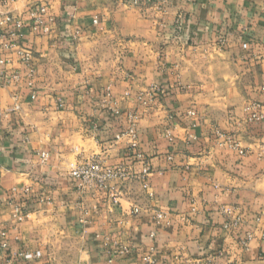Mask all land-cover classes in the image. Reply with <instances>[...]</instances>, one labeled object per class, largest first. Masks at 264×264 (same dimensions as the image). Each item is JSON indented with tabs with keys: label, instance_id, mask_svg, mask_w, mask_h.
I'll return each instance as SVG.
<instances>
[{
	"label": "crops",
	"instance_id": "crops-1",
	"mask_svg": "<svg viewBox=\"0 0 264 264\" xmlns=\"http://www.w3.org/2000/svg\"><path fill=\"white\" fill-rule=\"evenodd\" d=\"M38 3L47 31L28 25ZM0 12L24 20L36 71L30 87L6 53L0 264H56L70 249L60 232L78 239V264H264V119L245 111L264 112V0H14ZM131 123L134 149L115 140ZM92 157L146 163L148 190L112 182V208L69 175ZM26 251L41 257L15 256Z\"/></svg>",
	"mask_w": 264,
	"mask_h": 264
},
{
	"label": "built area",
	"instance_id": "built-area-1",
	"mask_svg": "<svg viewBox=\"0 0 264 264\" xmlns=\"http://www.w3.org/2000/svg\"><path fill=\"white\" fill-rule=\"evenodd\" d=\"M14 0H1L0 4L2 6L13 2ZM47 15V6L38 3L30 7L28 11L29 23L28 25L35 32L47 31L48 28L45 26ZM50 20V19H49ZM93 23H98V19L94 18ZM25 27V22L19 16H14L10 12H0V76L5 72V66L8 62L6 56L7 52H14L15 55L21 60L25 65L27 70V83L28 86L33 87V80L35 76V67L33 64V53L30 48L22 43L23 31ZM223 43V40H220ZM246 44L243 47L246 48ZM20 80L19 74H13L8 81L18 82ZM264 91V85L262 86ZM34 97V94H32ZM61 106V103H59ZM258 104H249L245 107L246 118L250 122H256L264 119V112L261 111ZM2 112L0 110V117ZM126 138L127 144L131 149L137 147V131L134 123H131L129 127L120 132L115 136V140L121 138ZM50 153L48 151L42 150L38 153L39 162L44 164L48 161ZM138 160H142L140 154H135ZM76 182L77 186L80 188H85L86 186H92L99 190H105L108 194L110 204L112 208H119V191L116 185H112V182L122 183V182H139L143 190H148V177L150 175V168L146 163L143 164L141 169L136 172L126 164H105L103 161L97 158H89L78 164H76L69 173ZM152 195L149 193V196ZM141 211V207L138 204H133L130 212L133 214H138ZM18 218L22 216L21 212L16 209ZM164 214L162 212H155L154 219L158 223ZM6 235L5 231H0V236L4 238ZM2 247H6L7 243L2 242ZM16 257L22 258L24 260H35L39 259L41 256L38 253L33 252H18L15 254ZM148 261V258H146Z\"/></svg>",
	"mask_w": 264,
	"mask_h": 264
},
{
	"label": "rangeland",
	"instance_id": "rangeland-1",
	"mask_svg": "<svg viewBox=\"0 0 264 264\" xmlns=\"http://www.w3.org/2000/svg\"><path fill=\"white\" fill-rule=\"evenodd\" d=\"M70 249H68L67 254H59V247L55 249V253L52 255V261L56 264H78V254H75V251L72 249L74 246H78V239L72 238L68 239L65 237V234L60 232V239L58 241V244L61 246L62 244H65Z\"/></svg>",
	"mask_w": 264,
	"mask_h": 264
}]
</instances>
